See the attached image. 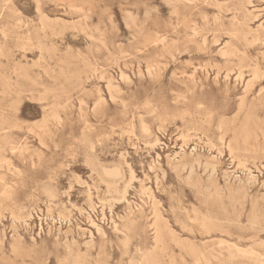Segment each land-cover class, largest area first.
Here are the masks:
<instances>
[{"label": "rangeland", "instance_id": "374dc122", "mask_svg": "<svg viewBox=\"0 0 264 264\" xmlns=\"http://www.w3.org/2000/svg\"><path fill=\"white\" fill-rule=\"evenodd\" d=\"M0 14V264L264 257V0Z\"/></svg>", "mask_w": 264, "mask_h": 264}, {"label": "bare ground", "instance_id": "6f19581e", "mask_svg": "<svg viewBox=\"0 0 264 264\" xmlns=\"http://www.w3.org/2000/svg\"><path fill=\"white\" fill-rule=\"evenodd\" d=\"M183 2V1H182ZM187 2V1H186ZM192 2V1H191ZM189 3H190V1H189ZM199 3V2H198ZM1 15V14H0ZM14 28V27H13ZM263 28V27H262ZM16 29V28H15ZM156 36V35H155ZM148 44V43H147ZM39 53V52H38ZM228 55V54H227ZM154 68V67H153ZM157 69V68H156ZM202 73V72H201ZM157 74V73H156ZM158 76V75H157ZM208 77V76H207ZM239 77H241V73H239ZM255 77V74H253L252 75V78H254ZM254 80V79H253ZM250 81V80H249ZM249 81H248V83H249ZM252 82V81H251ZM253 84V83H252ZM250 87V84H247L246 85V88H249ZM110 90V89H109ZM259 92V91H258ZM99 101V100H98ZM95 105H96V103H95ZM54 117V116H53ZM41 128V127H40ZM5 129H6V127H0V131H5ZM44 129V128H43ZM220 132V131H219ZM160 143V142H159ZM230 147V146H229ZM11 150H12V148H11ZM11 153H13V152H11ZM175 155V154H174ZM40 156V155H39ZM176 156V155H175ZM128 167V166H127ZM263 168V167H262ZM214 169V167H212V170ZM162 170V169H161ZM118 171V170H117ZM105 173H106V171H105ZM104 173V174H105ZM115 173V172H114ZM118 173V172H117ZM106 175H107V173H106ZM105 175V176H106ZM76 176V175H75ZM107 177V176H106ZM109 177V176H108ZM114 177H116V176H114ZM113 177V178H114ZM111 178V177H110ZM113 178H111V179H113ZM156 186V185H155ZM89 190V189H88ZM90 197V196H89ZM144 205V204H143ZM139 206V205H138ZM50 209V208H49ZM94 211V210H93ZM160 212V211H159ZM46 215V214H45ZM32 217V216H31ZM157 219V218H156ZM155 221V220H154ZM153 221V222H154ZM111 222V221H110ZM153 224V223H152ZM168 224V223H167ZM39 225V224H38ZM114 225V224H113ZM158 225V224H157ZM149 227V226H148ZM159 227V226H158ZM158 227L156 226V225H153V228H154V233H155V238L157 237V235H158V233H159V229H158ZM122 229V228H121ZM117 230V229H116ZM103 232V231H102ZM124 235V234H123ZM160 235H161V233H160ZM126 237V236H125ZM124 238V237H123ZM128 237H126V239H127ZM154 238V237H153ZM161 238V237H160ZM161 240V239H160ZM123 241H124V239H123ZM126 241V240H125ZM128 242H129V240H128ZM161 242V241H160ZM125 244H129V243H127V242H125ZM155 244V243H154ZM124 245V244H123ZM227 245V244H226ZM126 246H128V245H126ZM234 248V247H233ZM237 249V248H236ZM138 250V249H137ZM161 250V249H160ZM139 251V250H138ZM140 254H141V252H140ZM152 254V253H151ZM254 254V253H253ZM252 254V258H253V262H254V264H264V257H262L261 255H253ZM143 255V254H142ZM147 255V254H146ZM251 255V254H250ZM96 257H98L99 256V254H97V255H95ZM96 257H95V259H96ZM148 257H149V255H148ZM87 258H90V256L89 255H84V256H80V255H78V256H76L74 259H73V261H72V264H89V261L87 260ZM98 258H100V257H98ZM147 256H144L143 257V263H140V264H156V262H152V261H147ZM149 259V258H148ZM151 259V258H150ZM99 260V259H98ZM141 260V259H140ZM156 260H157V256H156ZM97 262V261H96ZM132 262V261H131ZM139 262H141V261H139ZM98 263H101L100 261H98ZM137 263H138V261H137ZM160 263V262H159ZM94 264V263H93ZM135 264V263H134Z\"/></svg>", "mask_w": 264, "mask_h": 264}]
</instances>
